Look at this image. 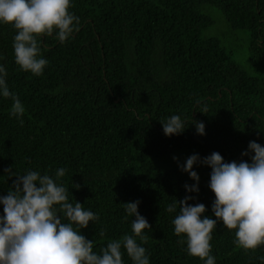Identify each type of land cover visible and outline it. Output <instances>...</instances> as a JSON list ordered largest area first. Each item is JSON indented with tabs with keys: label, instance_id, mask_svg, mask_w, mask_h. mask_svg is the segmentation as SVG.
<instances>
[{
	"label": "trees",
	"instance_id": "1",
	"mask_svg": "<svg viewBox=\"0 0 264 264\" xmlns=\"http://www.w3.org/2000/svg\"><path fill=\"white\" fill-rule=\"evenodd\" d=\"M70 3L79 31L63 43L55 31L40 38L48 64L38 76L15 63L16 30L0 23V66L25 108L13 117V101L0 95V196L13 173L55 177L64 168L59 182L69 202L99 216L81 230L94 251L134 235L123 204L139 201L151 226L142 244L149 264H204L178 243L172 221L179 206L167 207L191 196L190 205L204 204L215 219L212 170L202 161L218 152L226 163H251L249 143L264 147V0ZM173 115L185 129L166 136L162 123ZM193 122L204 123L203 136ZM192 155L201 161L193 167L198 193L186 190L196 181L182 166L171 165ZM211 248L215 264H264V245L238 247L235 230L219 221ZM122 259L133 264L126 252Z\"/></svg>",
	"mask_w": 264,
	"mask_h": 264
},
{
	"label": "clouds",
	"instance_id": "2",
	"mask_svg": "<svg viewBox=\"0 0 264 264\" xmlns=\"http://www.w3.org/2000/svg\"><path fill=\"white\" fill-rule=\"evenodd\" d=\"M71 6L70 0H0V23L13 26L17 33L12 46L15 63L21 70L42 74L48 61L41 58V37L52 36L55 31L56 39L63 43L79 31L80 21L69 11ZM6 75L5 68L0 66V95L13 101L11 115L22 117L24 105L9 91ZM193 123L197 133L203 136L204 123ZM162 128L166 136L179 135L185 129V122L173 115L162 123ZM249 150L254 153L251 163H226L218 152L202 161L212 170L209 187L215 196L212 206L215 219L204 215V204L190 205L191 196L180 201L174 198L167 207L168 212H173L179 206V213L172 221L175 235L183 237L178 243H186L188 254L204 264H215L210 253L212 232L218 221L228 230H235L238 247L254 250L264 245V147L252 141ZM198 162H201L199 156L192 155L182 166V171L196 181L193 186L185 185L189 192L199 191V176L193 171ZM6 172L12 173V169ZM65 172L60 168L55 177L39 171L13 173L16 178L13 186L6 196H0L3 206L0 264H124L125 252L133 264H149L142 244L148 240L143 233L151 226L138 212L140 202L123 204L127 215L134 217L131 225L134 235L111 240L96 252L94 241L86 239L81 230L87 229L90 221H98L99 216L79 202H69V189L59 182ZM99 235L103 237L104 231Z\"/></svg>",
	"mask_w": 264,
	"mask_h": 264
},
{
	"label": "rangeland",
	"instance_id": "3",
	"mask_svg": "<svg viewBox=\"0 0 264 264\" xmlns=\"http://www.w3.org/2000/svg\"><path fill=\"white\" fill-rule=\"evenodd\" d=\"M171 165H175L174 167H177L178 166L179 169H181V166H183V165L177 164V163H174V164H171Z\"/></svg>",
	"mask_w": 264,
	"mask_h": 264
}]
</instances>
